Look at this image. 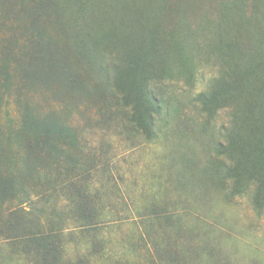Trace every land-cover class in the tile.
I'll return each instance as SVG.
<instances>
[{"label":"rangeland","instance_id":"obj_1","mask_svg":"<svg viewBox=\"0 0 264 264\" xmlns=\"http://www.w3.org/2000/svg\"><path fill=\"white\" fill-rule=\"evenodd\" d=\"M124 2L129 18L115 23L126 27L128 47L116 41L112 55L144 59L143 32L134 28L147 4ZM223 2L233 0H169L164 25L180 15L191 27L203 17L216 22ZM28 4L0 0V264H41L35 251L51 234L58 264H264V212L250 195L226 202L206 172L210 161L228 164L214 147L225 143L234 107L223 96L212 119L196 101L219 77L217 51L193 36L202 52L185 76L145 60L149 87L175 107L148 140L119 114L122 95L77 60L63 19L51 8L31 19ZM26 115L36 133L19 129ZM18 209L25 214L10 215ZM8 222L17 227L7 230Z\"/></svg>","mask_w":264,"mask_h":264},{"label":"trees","instance_id":"obj_2","mask_svg":"<svg viewBox=\"0 0 264 264\" xmlns=\"http://www.w3.org/2000/svg\"><path fill=\"white\" fill-rule=\"evenodd\" d=\"M140 1L146 3L147 7L143 11L144 19L134 29L143 32V40L147 45L143 48L148 50L144 59L138 55L135 58L125 57L120 51L112 55L116 51V41L128 47L125 45L126 27L115 23L120 14H123L122 19L128 17L125 12L129 9L124 0H29L27 7H31L28 10L32 14L29 15L31 19H34L36 13L48 8L58 14L59 19H63L67 40L77 60L97 72L104 87L122 95L127 106L119 114L126 120L129 131L148 140L158 137L161 128L159 122L168 126L171 119L175 118V107L165 101L162 94L153 92V87H149L150 80L146 81L144 75L145 60H158L162 67L170 65L171 74L185 76V67L194 72L195 53L202 52V49L191 46L190 39L197 35L199 39L203 37L205 41L201 43L206 46L205 49H209V52L217 51L215 59L219 65V77L210 85L207 93L197 96L196 101L212 117L223 96L228 95L231 101L234 100L232 123L224 133L225 143L218 141L214 147L216 154H223L227 158L228 164L210 161L206 172L209 171L210 178L218 185V190L223 192L226 202L230 203L238 196L250 195L254 209L258 214L263 213L264 73L258 63H262L264 68V0L223 2L216 22L203 17L202 22L195 27H191L181 15L172 26L164 25L169 0ZM109 12H116L117 15ZM139 26L141 28H137ZM34 29L33 26L31 31ZM37 34H33V42ZM208 51L205 50L207 55ZM30 120V115L24 116L23 127L19 129L36 133L35 127H29ZM44 129L48 134L59 132L61 128ZM226 183H229L228 190H225ZM0 193L4 195V192ZM20 213L25 214L22 209H18L10 215ZM8 225L9 231L17 227L12 222H8ZM53 235L43 236L46 239L45 249L42 245L40 252L35 251L41 264L59 263L60 248L48 246L47 239ZM212 250L209 251L210 255H216L217 249ZM48 251L53 254V258L47 256Z\"/></svg>","mask_w":264,"mask_h":264}]
</instances>
